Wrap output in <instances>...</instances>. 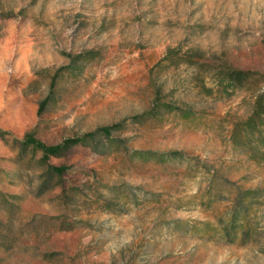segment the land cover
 I'll list each match as a JSON object with an SVG mask.
<instances>
[{"label":"rangeland","instance_id":"rangeland-1","mask_svg":"<svg viewBox=\"0 0 264 264\" xmlns=\"http://www.w3.org/2000/svg\"><path fill=\"white\" fill-rule=\"evenodd\" d=\"M0 127V264H264V0H0Z\"/></svg>","mask_w":264,"mask_h":264},{"label":"trees","instance_id":"trees-1","mask_svg":"<svg viewBox=\"0 0 264 264\" xmlns=\"http://www.w3.org/2000/svg\"><path fill=\"white\" fill-rule=\"evenodd\" d=\"M244 73L238 72L235 74L236 76H244ZM57 78V75L54 76V80L51 84L50 88V95L53 93L54 87H55V79ZM247 78V76H245ZM240 79V78H239ZM49 101V96L45 98L41 105L44 106ZM251 119H248L246 124H250ZM120 125H114V126H104L101 127L95 131H91L86 133L83 136H75V137H69L64 139L61 143L57 144H48L44 142L43 140L39 139L34 132H28L25 134L23 140L20 141V146L22 148V151H25L27 148L32 147L34 150L40 151L41 161L48 165L51 170L54 171L57 175L62 176L64 172L68 169L66 165H51L50 160L52 157H62L64 156L72 147L78 145V144H85L88 142V140L95 139L98 135L102 134L103 136L110 138L112 131L118 128ZM7 136H12L9 131H6L0 127V137L2 139H7Z\"/></svg>","mask_w":264,"mask_h":264}]
</instances>
